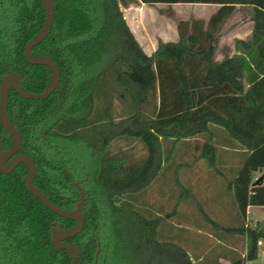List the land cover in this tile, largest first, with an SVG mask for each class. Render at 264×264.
Listing matches in <instances>:
<instances>
[{
	"label": "trees",
	"instance_id": "16d2710c",
	"mask_svg": "<svg viewBox=\"0 0 264 264\" xmlns=\"http://www.w3.org/2000/svg\"><path fill=\"white\" fill-rule=\"evenodd\" d=\"M130 1L54 0L51 32L31 53L57 62V88L45 99L8 90V114L22 133L20 152L35 162L33 184L59 207L74 209L80 198L72 181H82L84 227L65 240L80 248L77 264H94L98 241L97 264H193L181 245L160 236L171 218L148 196L160 178L173 176L180 201L188 198L184 168L203 160L226 178L239 212L237 223L216 225L241 234L248 260H256L264 226H246L245 218L249 206H264V178L255 181L264 174V0H139L219 6L208 21L180 20L179 39L159 41L151 54L122 12ZM238 5L250 7L252 32L234 40L233 54L215 60L218 29ZM45 21L41 0H0V86L10 72L21 74L19 84L29 92L50 85L52 69L24 54ZM122 139L140 141L146 155L114 152L113 143ZM191 139L201 141L192 163L185 159ZM13 143L0 117V145ZM229 149L243 155L239 166L222 165ZM224 169L233 170L230 178ZM29 172L23 162L0 172V264H71L73 254L52 244V228L55 221L64 229L77 223L28 190Z\"/></svg>",
	"mask_w": 264,
	"mask_h": 264
},
{
	"label": "crops",
	"instance_id": "0c3cea01",
	"mask_svg": "<svg viewBox=\"0 0 264 264\" xmlns=\"http://www.w3.org/2000/svg\"><path fill=\"white\" fill-rule=\"evenodd\" d=\"M128 24L138 42L143 47V43L139 37V34L129 23V21ZM148 45L154 52L158 43L156 45V43L150 42ZM234 52L235 50L233 42L232 51L228 54H233ZM224 57L225 55L222 58L217 57L216 48L214 59L220 61ZM194 140L196 139H191L190 141ZM195 146L196 143L192 144L190 147V154L185 156V159L187 161L189 160L190 163H192L193 158L197 155V152H195ZM178 147L181 149V151H184V148H182L181 145ZM227 153L230 154V157L229 159H225L222 164L224 168H231L233 166V162L236 161L235 157L238 156V149H229ZM184 169V174L181 176V180L192 188V193H187L188 198L184 197L180 201L179 195L177 197L173 196L175 200L172 202L168 200L167 196L162 198L161 194L158 193L159 208H164L171 218H167V221L170 220L169 222L171 224L166 222L168 226L166 224L161 226V229L159 230L160 236L164 239L172 240L181 245L189 254L193 264L234 263L239 257H242V254L247 248L244 245V238L238 233H229L226 231L221 232L220 226L216 225L220 223L225 226H230L238 222L239 212L232 193L228 190L226 182L225 184L222 183L217 177L216 178L219 180V183L216 182L217 180L215 179V174L211 172L203 160L195 161L191 164V166L185 167ZM224 193H227L231 196V203L233 204L232 210L226 205L225 196H222ZM206 202H209L207 203L208 205H205ZM258 208H264V206L249 207V209H252V211ZM198 211L204 213L207 218V222L210 225H207L205 228L197 225L196 222ZM187 218H189L191 221L187 222ZM187 223L190 224V227L185 225ZM192 227L196 228V231H198L196 233L192 232ZM215 249H218V251L216 253L214 252L213 254L215 256V259H213L216 262H212L209 260V254ZM221 249L223 251L220 252ZM221 254L225 257H223L224 259H220Z\"/></svg>",
	"mask_w": 264,
	"mask_h": 264
},
{
	"label": "rangeland",
	"instance_id": "374dc122",
	"mask_svg": "<svg viewBox=\"0 0 264 264\" xmlns=\"http://www.w3.org/2000/svg\"><path fill=\"white\" fill-rule=\"evenodd\" d=\"M218 7H219L218 5L202 4V3H196V4L195 3L193 4L192 3H174V4H169V3L145 4L144 3L142 4V2H140L139 0H131L126 6H122V12L124 16L127 17L129 23L133 26V28L139 34V37L143 43L144 51L147 54H151L153 51L149 47L148 43L153 42V43H156L157 45L159 41L166 42V41H177L178 40L179 36H178V31L176 27L180 20L189 19V18H198V19H204L205 21H207L210 15ZM250 13L251 12H250L249 6L238 5L235 11L230 16H228L224 20V22L220 25L217 35H216L217 36L216 37V48H217L218 58H222L224 55L231 53L233 42L236 37L246 38L251 34L253 23H252V20L250 19ZM247 86H248V76H247ZM114 102H115V106L117 107V112H119L121 110V104L118 99H115ZM223 133L225 135L227 134L225 130ZM223 133L217 132L218 137L222 138L224 136ZM191 142L192 144H195L201 141L194 140ZM112 149L114 152H127L133 159H139L146 155V148L140 141L136 139L118 140L113 143ZM229 157H230V154L225 153V156L223 158L229 159ZM235 159L236 161L233 162L234 167L237 165L238 166L240 165L243 159V155L239 153V155L235 157ZM224 170L226 172L225 177L230 178L233 174V170L232 169H224ZM216 177L219 178L220 181L225 184L226 178L218 174H215V179L217 180L216 181L217 183H219L218 182L219 180ZM160 179L162 180H158L156 183L157 185H155L154 187L152 186L153 189L151 190L153 193L149 195L150 197L148 196V202H151V203L154 202V204L156 205H159L157 187L158 185L159 187H161L162 183H165L163 192L160 191V194H163V197L165 196L168 197L169 191H170L169 188L171 187L170 185H172L174 189V191L172 192V195L174 197H177L179 195V191L175 186L176 178L172 176L170 178L162 177ZM72 182L78 183L82 187V181L80 179H73ZM222 196H225L226 205L229 209L232 210L233 204L231 203V196L228 195L227 193L222 194ZM168 200L173 202V200L175 199L168 198ZM207 203L209 202H206L205 205ZM249 215L250 217H252L253 222L263 221L264 220V217H263L264 208H258V209H255L254 211H252L251 209ZM188 219L189 218L186 219L187 222L191 221L190 219L189 220ZM196 223L202 228H205L207 227V225H210L207 222L206 216L201 211H198L197 213ZM185 225L190 227V224L188 223ZM197 231H196V228L192 227V232L196 233ZM217 251L218 249H215L211 251V253L209 254V260H211L212 262L213 261L216 262L214 260L215 256L213 254L214 252L216 253ZM221 251L223 250L221 249L220 252ZM223 257L224 256L221 254L220 259H222ZM260 263H261V259L258 257L256 260L250 261L248 264H260Z\"/></svg>",
	"mask_w": 264,
	"mask_h": 264
},
{
	"label": "water",
	"instance_id": "95a60500",
	"mask_svg": "<svg viewBox=\"0 0 264 264\" xmlns=\"http://www.w3.org/2000/svg\"><path fill=\"white\" fill-rule=\"evenodd\" d=\"M41 1L43 8L46 11L45 25L42 31L26 45L24 54L28 61L32 64H44L49 66L52 69L54 76L50 85L41 93L29 92L22 89L19 84L21 74L18 72L8 73L5 79L2 81L0 86V117L7 132L14 138V143L8 149H5L2 145H0V172L8 174L12 172L19 163H26L30 169L29 175L26 179L28 190L34 196L39 198L44 203V205L54 213L74 220L77 223V225L71 229H64L62 224H59L57 227V221H55L52 228V244L58 249L69 250L73 254L71 264H77L80 258L81 250L77 245L67 243L65 240L79 234L84 227L85 219L83 215V209L86 202L85 192L78 183L73 182V185L79 191L78 194L80 199L74 209H64L55 204L45 193L34 186L33 181L36 175L34 159L32 156L20 152L22 146V133L20 128L11 121L8 114V90L10 88L16 90L23 98L26 99H45L57 88L60 82V70L57 62L51 59L49 56L34 57L31 53L33 47L42 42L49 35L54 21V0ZM10 158L11 163L9 166H7V161ZM263 178L264 174L259 179L262 180ZM262 226H264V220L262 221ZM99 251L100 242L98 241L94 264H97Z\"/></svg>",
	"mask_w": 264,
	"mask_h": 264
},
{
	"label": "built area",
	"instance_id": "2783aa9c",
	"mask_svg": "<svg viewBox=\"0 0 264 264\" xmlns=\"http://www.w3.org/2000/svg\"><path fill=\"white\" fill-rule=\"evenodd\" d=\"M258 179H259V175H257L255 177V181H257ZM249 207L247 209L245 224H246V226H254L257 222L252 221V217H250V215H249V213H250ZM258 257L261 259L260 264H264V241L263 240H259V242H258ZM242 258H243V264H248L250 262L247 258V248L245 249L244 253L242 254Z\"/></svg>",
	"mask_w": 264,
	"mask_h": 264
},
{
	"label": "flooded vegetation",
	"instance_id": "af4514ba",
	"mask_svg": "<svg viewBox=\"0 0 264 264\" xmlns=\"http://www.w3.org/2000/svg\"><path fill=\"white\" fill-rule=\"evenodd\" d=\"M9 160H10V163H11V158H10ZM9 160H8V161H9ZM8 161H7V162H8ZM72 184H73V182H72ZM85 195H86V194H85ZM86 201H87V196H86ZM76 204H77V202H76ZM76 204H75V207H76ZM85 205H86V202H85V204H84V207H85ZM83 210H84V209H83ZM59 224H61V223H58V222H57L56 226L58 227Z\"/></svg>",
	"mask_w": 264,
	"mask_h": 264
}]
</instances>
